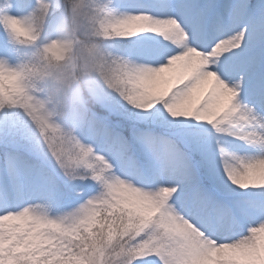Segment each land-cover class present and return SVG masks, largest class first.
I'll return each mask as SVG.
<instances>
[{
	"label": "snow or ice",
	"instance_id": "snow-or-ice-1",
	"mask_svg": "<svg viewBox=\"0 0 264 264\" xmlns=\"http://www.w3.org/2000/svg\"><path fill=\"white\" fill-rule=\"evenodd\" d=\"M0 0V264H264V0Z\"/></svg>",
	"mask_w": 264,
	"mask_h": 264
},
{
	"label": "rangeland",
	"instance_id": "rangeland-1",
	"mask_svg": "<svg viewBox=\"0 0 264 264\" xmlns=\"http://www.w3.org/2000/svg\"><path fill=\"white\" fill-rule=\"evenodd\" d=\"M93 1V2H92ZM97 0H85L82 6V15L80 18V35L77 36L76 42L67 50L64 51L62 49H54L53 52L59 55L61 58L57 61H53L49 56L46 59L48 64H57L59 68L64 72L67 76L74 75L88 59L89 53L87 51V44L92 41V37L96 35L92 31V27L90 24V12L88 10V5L93 3V7L91 8L93 17L95 15L94 9L97 7ZM94 42V41H92ZM45 45H41V49H44ZM43 54V50H42ZM44 55V54H43Z\"/></svg>",
	"mask_w": 264,
	"mask_h": 264
},
{
	"label": "trees",
	"instance_id": "trees-1",
	"mask_svg": "<svg viewBox=\"0 0 264 264\" xmlns=\"http://www.w3.org/2000/svg\"><path fill=\"white\" fill-rule=\"evenodd\" d=\"M94 3H97L94 1ZM93 7V3H90L88 5V10L90 12V17L93 18V14H92V10L91 8ZM51 56V55H49ZM52 57V56H51ZM48 64L46 63V59L44 57V55H40L39 58H35L33 59L30 64L28 65V67L33 71V73L35 74H40V75H44L47 74L48 69Z\"/></svg>",
	"mask_w": 264,
	"mask_h": 264
}]
</instances>
